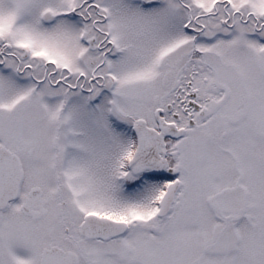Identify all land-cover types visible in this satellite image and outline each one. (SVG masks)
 Masks as SVG:
<instances>
[{"label":"snow or ice","instance_id":"obj_1","mask_svg":"<svg viewBox=\"0 0 264 264\" xmlns=\"http://www.w3.org/2000/svg\"><path fill=\"white\" fill-rule=\"evenodd\" d=\"M0 264H264V0H0Z\"/></svg>","mask_w":264,"mask_h":264}]
</instances>
